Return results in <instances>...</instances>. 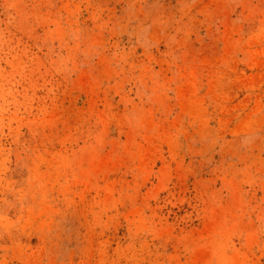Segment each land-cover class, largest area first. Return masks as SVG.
Masks as SVG:
<instances>
[{"label":"rangeland","instance_id":"rangeland-1","mask_svg":"<svg viewBox=\"0 0 264 264\" xmlns=\"http://www.w3.org/2000/svg\"><path fill=\"white\" fill-rule=\"evenodd\" d=\"M0 264H264V0H0Z\"/></svg>","mask_w":264,"mask_h":264}]
</instances>
